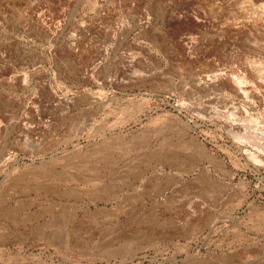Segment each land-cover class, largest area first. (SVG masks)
Returning a JSON list of instances; mask_svg holds the SVG:
<instances>
[{"label": "rangeland", "instance_id": "374dc122", "mask_svg": "<svg viewBox=\"0 0 264 264\" xmlns=\"http://www.w3.org/2000/svg\"><path fill=\"white\" fill-rule=\"evenodd\" d=\"M0 264H264V0H0Z\"/></svg>", "mask_w": 264, "mask_h": 264}, {"label": "bare ground", "instance_id": "6f19581e", "mask_svg": "<svg viewBox=\"0 0 264 264\" xmlns=\"http://www.w3.org/2000/svg\"><path fill=\"white\" fill-rule=\"evenodd\" d=\"M238 88V87H237ZM205 181V180H204ZM60 197V196H59ZM9 213V212H8ZM4 214V213H3ZM7 216V215H6ZM10 216V215H9ZM12 218V217H11ZM13 219V218H12ZM4 220V219H3ZM14 226V225H13ZM16 227V226H15ZM18 230V229H17ZM15 234V233H14ZM15 237V236H14Z\"/></svg>", "mask_w": 264, "mask_h": 264}]
</instances>
